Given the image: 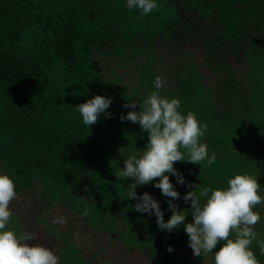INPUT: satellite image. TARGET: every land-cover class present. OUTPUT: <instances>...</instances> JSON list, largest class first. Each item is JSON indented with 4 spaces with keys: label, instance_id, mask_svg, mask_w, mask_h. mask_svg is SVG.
I'll return each mask as SVG.
<instances>
[{
    "label": "trees",
    "instance_id": "16d2710c",
    "mask_svg": "<svg viewBox=\"0 0 264 264\" xmlns=\"http://www.w3.org/2000/svg\"><path fill=\"white\" fill-rule=\"evenodd\" d=\"M156 2L158 10L138 22L140 11L129 10L127 0H0V174L13 179L17 192L8 228L18 236L35 234L32 243L52 249L60 264H187L184 225L162 231L154 214L134 211L130 200H116L129 182L114 175L124 167L120 157L138 155L148 134L138 123L126 128L113 117L102 135L101 116L88 127L76 108L103 95L113 98L110 108L116 114L117 81L151 93L159 72L153 67L161 57L169 61L161 65L162 96L180 99L183 115L191 111L207 123L201 142L209 156L216 155L207 168L188 162L174 167L184 178L197 179L195 185L212 189L226 188L236 174L262 173L255 155L262 144L251 142L249 126L264 117V72L254 56L264 52V0ZM42 46L45 56L37 52ZM241 136L250 142L238 145ZM56 151L58 162L50 160ZM232 151L244 153L240 171ZM48 152L39 174L36 162ZM175 177L170 176L172 183ZM91 200L96 204L86 209ZM108 206L125 228L108 216ZM56 217L67 224L53 226ZM170 217L171 210L165 222ZM84 233L90 236L82 241ZM104 234L110 239L100 244L97 235ZM223 244L208 256L214 259ZM251 250L264 264L256 242ZM204 258L189 264H202Z\"/></svg>",
    "mask_w": 264,
    "mask_h": 264
},
{
    "label": "clouds",
    "instance_id": "9594fccd",
    "mask_svg": "<svg viewBox=\"0 0 264 264\" xmlns=\"http://www.w3.org/2000/svg\"><path fill=\"white\" fill-rule=\"evenodd\" d=\"M129 10L138 9L140 15L137 21L143 20L150 13L158 10L156 0H127ZM166 80L155 77V91H152L143 101H132L123 105L132 108L127 115L121 114V121L138 123L143 132L148 134V143L142 154L137 157L132 154L124 161V167L114 175L119 180L133 178V183L127 186V199H136L133 210L140 213L155 215L160 230L173 231L184 225V231L189 237V247L196 257H207L217 245L223 241V246L214 253V264H260L256 254L251 250L256 242L260 254L264 255V239L258 238L255 230L261 222V215L255 211L257 205L264 204V196L260 194L261 185L251 174H236L228 179L226 188L212 189L202 184H188L194 191H188L183 200L191 202L190 214L192 222L185 225L189 214L180 211L179 205L173 200L180 199V193L174 189L170 176H176L178 183L185 184V178L174 167L176 162H188L207 168L215 164L216 155L209 156L208 145L201 139L208 131L206 122L203 124L195 113L189 111L183 115L181 100L169 99L160 94ZM113 98L96 95L76 108L82 116L85 126L98 122L101 114L111 118L107 110ZM139 103L140 110L136 111ZM183 149V151H182ZM155 187L168 200L172 211L170 219L165 222L164 212L160 202L145 192L138 196V186L151 184L157 180ZM17 198L16 184L8 174H0V264H60V258L50 248L39 244H30L37 239L35 234L16 232L8 228L13 217L10 204ZM87 215V211L84 213ZM56 224H67L64 217H56ZM234 238H230L233 237ZM174 249L169 246L168 251Z\"/></svg>",
    "mask_w": 264,
    "mask_h": 264
},
{
    "label": "rangeland",
    "instance_id": "374dc122",
    "mask_svg": "<svg viewBox=\"0 0 264 264\" xmlns=\"http://www.w3.org/2000/svg\"><path fill=\"white\" fill-rule=\"evenodd\" d=\"M40 54L42 55H46L48 53V50L46 48H44L43 46L40 47L38 49V51ZM25 53H28V50L25 51ZM29 54V53H28ZM35 55V54H34ZM254 56L257 58L256 61H258V68L259 70H263L264 72V52L259 50V52H256L254 54ZM30 57V56H29ZM28 57V58H29ZM34 56H32L33 58ZM255 58V59H256ZM31 60V58H29ZM159 64H155L154 65V69L156 70H159L158 72V76H161L162 78L165 79V76L164 74H162V70H165L163 67H161V65H166L168 61L167 58H164V57H161V59L159 60ZM193 64L195 66H199L200 65V60H199V57L198 59L195 58L193 60ZM152 68V69H153ZM139 73L137 76L139 77L140 76V72H137ZM165 74H166V71H165ZM168 80V79H167ZM146 85V84H145ZM153 85V84H152ZM113 89H117L118 91H113L114 94H115V98L118 100L116 102V106L118 108L117 110V113L114 114L113 113V108H109L107 111L109 113H111V118H108L105 114H101V120L99 121L98 123V127L100 129V134H104V130L105 128L107 127V121L108 122H111L113 120V117H117L119 119V123L121 125H125V127L127 126V124H129V122L131 121H121L120 117H121V114H124V115H127V113L129 111H132L133 109L132 108H124L123 105L126 104V103H129V102H132V101H139V100H143V99H146L147 96L150 94H148V90L145 88L144 92H142L140 89L136 90V89H133L132 87H128V88H125V87H122L120 86L119 84V81L115 82V84H113ZM147 87V86H146ZM155 86L152 87V90L151 91H155ZM162 91H160V94H161ZM162 95V94H161ZM138 105V104H137ZM111 107V106H110ZM254 127L251 128L252 126H249L250 128V132L253 133L252 136H254V139L251 141V142H257V144H262V146L255 150V152L257 154V156H259L258 158H260L259 161H257V167H260L261 170H262V173H257V174H254V177H256L258 179V183L261 185V191H260V194L262 196H264V117L261 118L258 122L255 123V125H253ZM127 128V127H126ZM87 140L88 141H93V137L91 135L87 136ZM99 140L101 141V138H99ZM248 142H250L249 140V137L248 136H241L240 139H238V142L237 144L238 145H245V144H248ZM146 147V145H141L140 146V153L137 155V157L139 158V156L142 154V151L143 149ZM136 150V149H135ZM60 153L59 151H56L54 155L50 156L48 155L49 152L44 156V157H41L37 160L36 162V168L39 172V174L41 173L42 169L44 168V164L49 161V156H50V160L51 161H55V162H58L59 160V156H60ZM238 152H234L232 151V155H233V162L235 163V167L236 169H238L239 171L241 170V168H239V164L241 163V157L244 156V153L239 156H237ZM129 155H131L132 153L128 152ZM127 154V155H128ZM129 156H126V155H121L120 159H121V162H123V166H124V161L125 159H127ZM237 172V171H236ZM182 173V172H181ZM176 178V177H175ZM129 182L128 183H125V188L126 190H124V195H122L121 197H119L117 200V202H124V201H129L130 200V203H137L138 201L136 199H127L128 197V189H127V186L131 183H133V178H128L127 179ZM176 181V180H174ZM197 181V179H186L185 178V184L184 185H181L180 183H178V181H176L175 183L173 182V185H174V189L176 191H178L180 193V199L178 200H173L172 202L173 203H176L179 205V210L180 211H183L185 210V213L186 214H189L188 217L186 218L185 222H190L193 220L191 214H190V210L188 209H191V202H188L187 204H185L184 200H183V197L184 195L188 192V191H194L195 189L194 188H189L188 187V184H193L195 185V182ZM206 183V182H205ZM155 184L156 182H154V184H148V185H142V186H138L137 189H136V192H137V195L138 196H142L143 193L147 192L149 193L150 195H152L157 201L160 202V207H161V210L162 211H165V214L164 215H167L168 214V211L171 210L169 209V206H168V200L171 199L169 197H166L162 194L161 190L159 191V189H157L155 187ZM208 184V183H206ZM222 184V183H220ZM196 185H198L196 183ZM90 185L89 184H86V187H89ZM208 186V185H206ZM227 187V186H225ZM156 189V190H155ZM84 192V191H83ZM101 194L105 195V192L104 191H101L100 192ZM123 194V192H122ZM157 196V198H156ZM159 196V198H158ZM84 197L85 199L89 200V197L87 195L86 192H84ZM105 200H107V198H105ZM119 200V201H118ZM89 203H93V204H96L95 201L91 200V201H87L85 202L84 206L87 208H91L90 207V204ZM123 204V203H122ZM120 204L122 206V208L124 209V206ZM105 210H107L108 212V216L110 218H113L115 220V223L116 225H118V227L122 230L123 228H125V224L124 222L122 221V219L120 218V216L118 215L119 213H116L114 211V207L113 206H108V207H105ZM255 211L259 212L260 215H261V222L258 223L256 226V231L258 232L259 228H260V225L263 226V222H264V204H260V205H257L256 208L254 209ZM125 212V211H124ZM126 213V212H125ZM97 215V214H96ZM171 215H172V211H171ZM103 218V217H102ZM102 220V219H101ZM144 220H145V217H144ZM100 221V220H99ZM101 222V221H100ZM263 229H264V226H263ZM89 232V230H88ZM79 235H77L78 237ZM90 235L88 233H84L82 234V237H81V240H85L87 237H89ZM97 238L101 239L102 241H100V244H104L105 242H107L110 237L107 235V234H104L102 237H99L97 235ZM234 238V236H233ZM259 239H264V233L261 235V236H258ZM98 239V240H99ZM33 241H29L30 244H33L32 243ZM253 245V244H252ZM189 244L185 243V249H186V262L187 264H189V259H194L196 256H193L192 257V253L189 251V248H188ZM149 250V248H148ZM147 250V251H148ZM219 251V249L217 250ZM149 252V251H148ZM191 260V261H192ZM202 264H214V259L210 258L209 256H207L206 258L203 259V262Z\"/></svg>",
    "mask_w": 264,
    "mask_h": 264
}]
</instances>
